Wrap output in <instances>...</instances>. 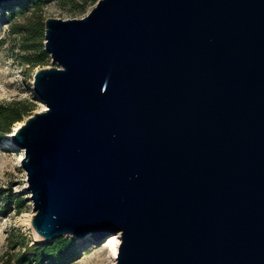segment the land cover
Returning <instances> with one entry per match:
<instances>
[{
  "label": "water",
  "instance_id": "water-1",
  "mask_svg": "<svg viewBox=\"0 0 264 264\" xmlns=\"http://www.w3.org/2000/svg\"><path fill=\"white\" fill-rule=\"evenodd\" d=\"M43 24L45 109L6 137L33 232L120 233L115 264H264V0H98Z\"/></svg>",
  "mask_w": 264,
  "mask_h": 264
},
{
  "label": "rangeland",
  "instance_id": "rangeland-1",
  "mask_svg": "<svg viewBox=\"0 0 264 264\" xmlns=\"http://www.w3.org/2000/svg\"><path fill=\"white\" fill-rule=\"evenodd\" d=\"M97 1L88 2L85 8H82L80 6L83 3L78 0H62L61 2L52 0L40 13L29 11L23 14L18 13L12 23L0 18V102L28 101L33 104L30 115L42 110L44 104L36 98L32 89L33 74L39 68L56 66V64L51 61L50 57L43 64L30 61L31 56L44 50V40L39 45L36 40L29 38L30 35L25 30L27 24L40 18L43 24L44 20L49 17L82 18L95 6ZM4 5H0V14ZM32 42L36 45L33 48L28 47ZM15 124L11 130L14 129ZM7 135L8 133L0 138V256L7 250L6 238L9 229L14 226L20 227L25 232L31 244L52 242L41 240L27 224V215L32 213V208L29 193L25 191L26 174L18 161L22 152L7 140ZM20 199L23 200L21 211L15 204V201ZM59 238H68L75 245V257L70 264H110L107 258L109 237L92 239L90 234L83 237L68 234Z\"/></svg>",
  "mask_w": 264,
  "mask_h": 264
},
{
  "label": "trees",
  "instance_id": "trees-1",
  "mask_svg": "<svg viewBox=\"0 0 264 264\" xmlns=\"http://www.w3.org/2000/svg\"><path fill=\"white\" fill-rule=\"evenodd\" d=\"M52 0H11L3 6L0 18L12 23L18 13L42 12L46 5ZM61 2L62 0H54ZM73 1V0H70ZM82 8L88 2L96 0H78ZM25 30L29 38L36 40L41 45L44 40L42 18L33 20L27 24ZM36 45L32 42L28 47ZM29 48V49H31ZM31 62L45 63L49 55L44 50L38 51L35 56L30 57ZM33 110V104L28 101L0 102V138L10 133L11 128L24 117L29 116ZM22 199V198H21ZM16 200L15 204L22 209L23 200ZM7 250L0 256V264H70L75 257L74 243L68 238H57L52 242L42 244H31L29 238L20 227H11L7 235Z\"/></svg>",
  "mask_w": 264,
  "mask_h": 264
},
{
  "label": "bare ground",
  "instance_id": "bare-ground-1",
  "mask_svg": "<svg viewBox=\"0 0 264 264\" xmlns=\"http://www.w3.org/2000/svg\"><path fill=\"white\" fill-rule=\"evenodd\" d=\"M44 109H45V106H43L42 110H44ZM21 124H22V122H17L15 124L14 128H17V126H19ZM22 156H23V154L21 153L19 155V158H18L20 166H21L20 158H22ZM27 216H28L27 224L30 225V220H31V217H32V213L27 215ZM120 241H121L120 233H116V234L110 236L109 239H108V243H107V258L110 260V264H115L116 255H117V251H118V247H119Z\"/></svg>",
  "mask_w": 264,
  "mask_h": 264
}]
</instances>
